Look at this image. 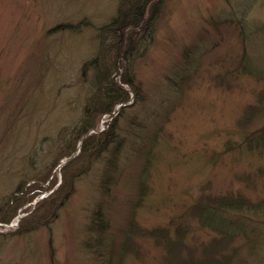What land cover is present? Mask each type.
I'll return each instance as SVG.
<instances>
[{"label":"rangeland","instance_id":"374dc122","mask_svg":"<svg viewBox=\"0 0 264 264\" xmlns=\"http://www.w3.org/2000/svg\"><path fill=\"white\" fill-rule=\"evenodd\" d=\"M162 2L149 46L132 63L130 49L101 30L119 0H0V220L4 206L22 205L11 223L0 222V264H102L88 243L92 211L103 201L120 236L145 166L151 191L136 211L140 229L173 237L185 223L196 255L218 236L189 212L201 195L264 198V147L252 136L264 127V101L262 114L244 113L264 80L241 68L249 62L264 74V0ZM101 57L114 81L129 71L140 97L127 86L129 101L97 118L100 132L81 135L86 108L96 110ZM116 118L118 143L107 150ZM112 163L117 185L106 194L100 186ZM31 223L36 229L25 232ZM244 227L260 236L252 246L264 256L263 218ZM246 241L223 252L246 256ZM134 248L122 264H165L154 238H135Z\"/></svg>","mask_w":264,"mask_h":264},{"label":"trees","instance_id":"16d2710c","mask_svg":"<svg viewBox=\"0 0 264 264\" xmlns=\"http://www.w3.org/2000/svg\"><path fill=\"white\" fill-rule=\"evenodd\" d=\"M162 4V0H119L117 13L101 30L104 31L108 29V34H113L115 36L113 38L117 41L118 45L121 44L119 45L120 47L127 46L128 49H130L126 59L133 63V61L142 56L141 47H145L146 49V47L149 46L151 40L147 35H150L149 31H153L154 29ZM140 31L143 32L140 34L143 36L136 37ZM243 33L246 34V32ZM246 55L247 53L244 52L241 60L242 63L245 57H247ZM102 59L103 57H101L102 64L99 63L98 65V74L96 78L99 92L96 100H93L96 110L90 116L86 108L85 114H87V119L85 120L83 128L80 130L81 135L97 127V118L101 114L112 112L117 104L127 103L129 101L130 93L126 88L127 86L135 92L136 96L138 95V97H140L139 87L134 83L135 80L129 74V71H126L124 75L120 77V81H114V77L111 75L112 69L106 70L107 66L103 63ZM132 63L128 65V69L133 66ZM91 64L93 66L96 65L94 60ZM241 66V68L244 67L248 70L247 73L243 74L252 75L261 81L264 80L263 72L249 65V62ZM113 68L115 69V67ZM234 72L240 73L237 69H235ZM227 75L226 73L224 76ZM183 79H185V77H183ZM94 98L95 95L93 99ZM257 98L258 100L256 102L259 101L258 104L252 103L245 109L244 113L246 114V118H248L247 120L262 114L263 105L261 102L264 101V88ZM90 101L91 99L89 102ZM118 120L119 119L116 118L113 121L110 133L106 135V139L102 142V146L107 148V150L111 143H118V135L116 134ZM92 136H90L89 139H91ZM252 136L256 138L258 146L264 147L263 126ZM152 138L156 140V133L152 135ZM150 156L151 152H148V162L150 161ZM113 164L114 163H112V165ZM71 166L73 168L74 165ZM114 167L115 165L102 176L100 189L106 194L111 193L112 187L117 185V179L113 178ZM147 167L148 166H145L143 168L142 174L137 180L134 192L135 199L130 200L131 206L129 207L130 212L128 221L126 222V227L119 231V234H121L120 236H117L113 229L111 213L106 209L103 201L96 205L92 211L88 227V232L92 240L88 243H90L89 247L93 249L92 251L94 254L101 258L102 264H114L113 258L117 259L116 264H122L123 259H125L129 251L133 250L136 252L134 248L135 238H141L143 235L154 238L157 244L165 247L168 253L167 257H165V264H246L250 262L249 260L253 261L257 259L259 262L264 261V256H255L258 246H252L253 242L256 243L261 240L260 236L255 233V231H249L244 227V223L248 219L256 223L261 218L264 220V198L253 201L250 198H246L245 195L233 192L222 195L208 192V194L204 193L201 195L200 200L190 205L189 212L198 219L202 228H207L218 234V236L211 239V241L201 246V255H196L195 252L192 251L194 247L189 246L187 235L190 231L188 225L185 223L180 222L175 225V228H173V232H175L173 233V237H171L168 229H140L136 220V211L151 191L144 173ZM117 173L118 171L116 168V174ZM21 206L9 207L8 204L4 206L3 208L7 209L6 217H3L0 222L5 224L11 223ZM32 213L33 212L28 215ZM34 229H36L34 223H31L29 228H24L25 232ZM1 237L2 234H0V238ZM242 237L247 238L246 246L248 247V253L246 256L237 258L239 253L238 248L233 249L232 253L223 252V249L233 243L235 239ZM116 255H118V258Z\"/></svg>","mask_w":264,"mask_h":264}]
</instances>
